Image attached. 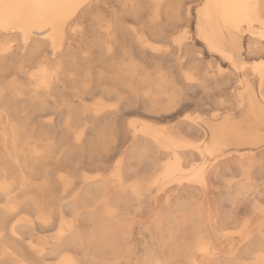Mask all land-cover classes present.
Masks as SVG:
<instances>
[{
    "label": "bare ground",
    "instance_id": "6f19581e",
    "mask_svg": "<svg viewBox=\"0 0 264 264\" xmlns=\"http://www.w3.org/2000/svg\"><path fill=\"white\" fill-rule=\"evenodd\" d=\"M186 1L0 0V264H264V0H193L227 73Z\"/></svg>",
    "mask_w": 264,
    "mask_h": 264
},
{
    "label": "rangeland",
    "instance_id": "374dc122",
    "mask_svg": "<svg viewBox=\"0 0 264 264\" xmlns=\"http://www.w3.org/2000/svg\"><path fill=\"white\" fill-rule=\"evenodd\" d=\"M186 1V0H185ZM186 2H189V3H191L192 4V18H191V21H190V24H189V26L186 28V31L189 33H187L188 35H189V37H190V41L192 40V41H194L195 40V42L197 43V46H198V48L199 49H201V53H202V56L200 55V58H201V61H200V63H199V65H202V63H203V65L202 66H204V63L206 64V65H208V64H210L211 62H212V59L213 60H217V62L219 63V61H220V65L223 67V71H224V73H227L228 71H229V69H230V65H229V63L228 62H226L223 58H221L219 55H216V54H213L204 44H202V42L197 38V31H196V15H197V8L199 7V5H198V3L196 2V3H194L193 2V0H187ZM196 9V10H195ZM195 17V18H194ZM248 43V39H246L245 40V44H247ZM209 50V51H208ZM254 55H256V56H254ZM263 55V56H262ZM244 56H245V59L247 60V61H252L253 59H258L259 57L260 58H262V57H264V51L263 52H261V53H259V54H252V55H249V54H244ZM251 56V57H250ZM258 56V57H257ZM220 57V58H219ZM249 57V58H248ZM212 58V59H211ZM251 59V60H250ZM211 62H210V61ZM202 62V63H201ZM205 65V66H206ZM209 68H211V67H209ZM209 68H207V69H209ZM228 68V69H227ZM171 70H174V69H171ZM174 72H175V74H173L174 76H175V78H178L177 77V74H176V70H174ZM173 72V73H174ZM199 91V92H198ZM190 93V94H189ZM216 95H215V94ZM212 95V97L213 98H218V97H221L224 93L222 92V91H218V93H217V91H215ZM196 94H198V95H196ZM203 91L202 90H190L189 92H188V96L192 99V100H195V101H198V102H206V101H209V99L205 96V94H204V96H203ZM221 95V96H220ZM192 96H193V98H192ZM196 97V98H195ZM198 97V98H197ZM204 97H205V99H204ZM200 98H201V100H200ZM206 100V101H205ZM207 107L208 106H202L201 108H200V106L199 107H196L195 105H193V106H191L190 108H188V113H190V114H192V115H198V113H199V115L200 114H202L203 113V110H206L207 109ZM198 111V112H197ZM143 112L144 111H135V112H133V113H131V114H124L123 116H122V119L123 120H127V119H136V120H138V121H143V120H150V118H149V116L144 112V114H143ZM208 112V111H207ZM194 113V114H193ZM196 113V114H195ZM26 114V113H25ZM27 119L26 120H29V121H31V120H33V119H37V112H34V113H27ZM138 117V119H137V117ZM145 116V118L143 119V117ZM133 117V118H132ZM140 117V118H139ZM147 118H149V119H147ZM26 122H28V121H26ZM118 125V124H117ZM35 128H36V132H35V135H36V137L38 138V140H44L45 138H46V136L47 135H50V133H51V128H48V127H46V126H43V125H40V124H36L35 125ZM63 132H61L60 131V129H59V131L57 132V143L58 144H60L61 142H62V138H64V136H63ZM38 135H40V136H38ZM120 135V136H119ZM42 137H43V139H42ZM40 138V139H39ZM117 140L118 141H116L115 140V144H113L114 146H121L124 142H125V140H126V138L125 137H123V135H121L120 133H118V136H117ZM124 141V142H123ZM122 143V144H121ZM40 181V183H38V184H43V178H41V177H38L37 179H36V182H39ZM45 190V191H44ZM44 190H43V194L41 193V191L39 192V191H32L29 195H28V197H30V195H32L34 192V194L32 195L34 198L35 197H37L36 199L38 200V201H40V205L42 206V208H44L43 210L44 211H50L51 209H52V207L54 206L48 199H49V196L50 195H52L54 192L53 191H51L50 192V190L48 191V189H45L44 188ZM47 190V191H46ZM51 194H50V193ZM35 194H37V195H35ZM40 195H41V197L43 198H41L40 197ZM49 195V196H48ZM31 196V197H32ZM40 199V200H39ZM50 203V204H49ZM44 204H46V206L44 205ZM48 204V205H47ZM52 204V205H51ZM49 208H48V207ZM54 208V207H53ZM47 209H49V210H47ZM45 234H48V232H44L42 235H45Z\"/></svg>",
    "mask_w": 264,
    "mask_h": 264
}]
</instances>
